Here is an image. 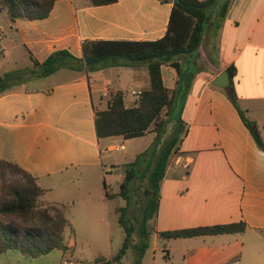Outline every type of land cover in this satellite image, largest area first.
<instances>
[{"label":"crops","instance_id":"1","mask_svg":"<svg viewBox=\"0 0 264 264\" xmlns=\"http://www.w3.org/2000/svg\"><path fill=\"white\" fill-rule=\"evenodd\" d=\"M89 2L59 0L48 19L29 21V30L20 28L27 20L12 22L6 13L0 15L11 29L6 34L0 27V75L7 78L8 87L0 94V159L15 161L33 174L47 190L46 202L68 206L73 233L79 216L91 229L112 219L119 223L117 210L125 206L115 202L123 199L116 195L125 179L114 180L120 186L115 191L107 174L114 179L126 176V165L145 152L160 131L151 128L133 139H100L96 111L108 109L119 91L126 94L127 105L132 103L131 91L149 89V71L146 66L90 73L63 68L39 76V65L58 50L82 58L86 41L160 40L167 34L174 6L173 0H118L105 6ZM175 61L180 75L164 65L162 76L175 96L174 111L176 102H183L184 132L177 151L193 162L185 169L170 159L158 212L149 222L152 264H264V150L225 89L212 84L229 68L235 70L230 86L264 143V0H232L223 20L214 16L198 53ZM179 84L181 92L174 94ZM166 114L168 120V109ZM111 145L131 150L119 159L109 151ZM241 222L247 228L239 234L160 237L162 232ZM60 252L59 264L68 254ZM0 256V264L50 263L48 255L36 260L14 252Z\"/></svg>","mask_w":264,"mask_h":264},{"label":"trees","instance_id":"2","mask_svg":"<svg viewBox=\"0 0 264 264\" xmlns=\"http://www.w3.org/2000/svg\"><path fill=\"white\" fill-rule=\"evenodd\" d=\"M58 1L0 0V15L6 13L12 22L43 21L51 16ZM117 1L90 0L89 3L91 6H105ZM231 1L227 0L220 12L212 13L220 0H173L174 6L164 38L152 42L86 41L83 44L82 58H77L68 50H58L39 65L41 68L38 75L49 76L63 68L90 73L112 67L139 69L146 66L150 87L143 92L141 100L127 105L126 94L119 91L112 97L108 109L96 111L95 119L97 136L100 139L114 136H123L126 139L143 137L153 125L161 127L158 121L164 110L168 109L171 113L167 122L171 124L174 121L172 113L175 96H172V92L164 84L162 67L171 65L180 75L181 66L175 59L198 53L207 27L216 14H219L221 20L226 17ZM32 59L35 61L33 57ZM234 71L233 68L228 69L231 76ZM7 88V78L0 75V94ZM181 88L182 85L179 84L174 94L178 90L181 92ZM225 91L258 145L264 150L260 130L239 108L234 86ZM182 123V119L176 121L175 135L169 139L164 138V133L158 131L152 145L139 154L134 162L126 165L125 180L121 184V192L116 195L127 201V206L117 210L120 214L119 224L126 235L123 246L110 259L102 257L86 264H125L124 258L130 249H134L136 253L135 264H142L150 248L152 231L149 222L157 215L161 182L181 141L184 132ZM144 182L147 201L134 215V221H129L128 212L132 208L133 196ZM0 188V254L14 252L29 260H36L54 251L66 252L71 249L64 240L65 232L73 229L67 216L68 206L46 202L44 198L47 190L39 185L33 174L15 161L0 159ZM246 228L247 225L241 222L162 232L160 237L171 240L239 234L245 232Z\"/></svg>","mask_w":264,"mask_h":264},{"label":"rangeland","instance_id":"3","mask_svg":"<svg viewBox=\"0 0 264 264\" xmlns=\"http://www.w3.org/2000/svg\"><path fill=\"white\" fill-rule=\"evenodd\" d=\"M227 0H220V2L217 4V6L215 7V9L212 11V13L214 12H220L222 6L224 5V3ZM22 24H24L25 26H20V28L22 29L23 27H26L25 29L29 30L30 23L29 21H21ZM0 27L2 28V30L6 33L9 34L11 32L10 26L5 23L4 18L0 19ZM16 25H14V29H16ZM15 31V30H14ZM10 43H6L7 46H9ZM22 48H24V46H22ZM22 52V51H21ZM128 100H132V97H128ZM134 102V100H133ZM133 102L130 103V105H133ZM182 105V101H178L176 103V110L174 111V114L172 116V119H174L173 123H169V121L167 122V114H166V110L163 111L159 121H162V125L161 127H156V125H153L152 131L155 132L156 130L160 131L161 133H164V138H171L174 137L175 135V126L174 124L176 123V121L178 119H181V111H180V107ZM131 148L129 146L127 151H119L115 153V156L120 158H123L126 156V154H128L130 152ZM177 156V152L174 153V155L172 156V161L171 163L173 164L174 162V158ZM108 170L111 169V167L108 165L107 166ZM108 177L109 179V183L116 185L115 181H123L125 179V176H116L115 179L111 176V172H108ZM139 183H137L136 186H138ZM146 182L141 183L140 187L138 188V190L135 192L134 196H133V201L131 202V209L128 212V220L129 221H134V215L137 213V211L139 210V208H141L147 201V196L148 194L146 193ZM114 190L115 191H120V186H114ZM117 205L119 206H127V201L124 199H120L119 201L115 202ZM75 225V232H71L70 230L65 232L64 235V240H65V244L69 245V247L71 248L70 250L67 251V256L65 258H75L78 260H82V261H86V262H94L96 261V259L101 258V257H105V258H111L113 254H117L119 252V250L122 248L124 240H125V233L124 230L121 228V226L119 225L118 222H115L113 219L110 221V224L108 223H103L99 228H88L87 226H85L84 222L82 221L81 217L79 216V218H76V221L74 223ZM137 237L135 236V239ZM152 242L153 239H150V247L151 249H149V255L148 257H144L142 260V264H152ZM77 251V253L75 252V250ZM65 252V251H64ZM61 252L60 251H55L52 252L51 254H49L46 258H49L50 263L48 264H59L58 260H59V256H60ZM82 254L84 256V258L80 255ZM159 256H163L164 252H163V248H162V244L159 243V251H158ZM2 259L3 256H0ZM65 258H61V262L62 259ZM29 260H23L22 263H25ZM136 261V253L134 251V249H130L127 253V255L124 258V263L125 264H135ZM8 261H6L7 264ZM61 264V263H60Z\"/></svg>","mask_w":264,"mask_h":264},{"label":"built area","instance_id":"4","mask_svg":"<svg viewBox=\"0 0 264 264\" xmlns=\"http://www.w3.org/2000/svg\"><path fill=\"white\" fill-rule=\"evenodd\" d=\"M130 95L135 99L134 102L140 101L143 95V91L133 90L130 92ZM111 103H112V97L110 98L109 106L111 105ZM125 148H126L125 145H111L109 147V151L118 152L125 150ZM178 151H177V156L174 158L173 164L176 166L183 167L185 169H189V167L193 162V158L190 156L184 157L182 155H179ZM61 264H86V261L78 260L75 258H65L62 260Z\"/></svg>","mask_w":264,"mask_h":264},{"label":"water","instance_id":"5","mask_svg":"<svg viewBox=\"0 0 264 264\" xmlns=\"http://www.w3.org/2000/svg\"><path fill=\"white\" fill-rule=\"evenodd\" d=\"M230 73L228 71L223 72L221 75H219L214 81L213 86L221 89H228L230 87Z\"/></svg>","mask_w":264,"mask_h":264}]
</instances>
